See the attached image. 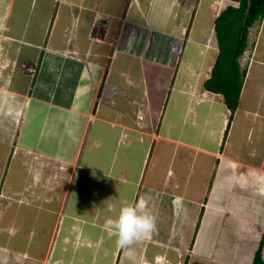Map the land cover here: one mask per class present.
Instances as JSON below:
<instances>
[{
    "label": "crops",
    "instance_id": "0c3cea01",
    "mask_svg": "<svg viewBox=\"0 0 264 264\" xmlns=\"http://www.w3.org/2000/svg\"><path fill=\"white\" fill-rule=\"evenodd\" d=\"M127 2L0 0V264H140L159 255L252 264L262 238L264 261V15L239 56L246 75L232 113L203 86L218 54L211 0L193 5L192 17L190 0ZM12 156L24 172L19 185ZM45 176L56 182L52 196ZM71 192L84 214L66 212ZM141 199L157 231L119 248L105 222ZM18 216L22 231H36L28 256L11 251L23 245L11 227Z\"/></svg>",
    "mask_w": 264,
    "mask_h": 264
},
{
    "label": "trees",
    "instance_id": "16d2710c",
    "mask_svg": "<svg viewBox=\"0 0 264 264\" xmlns=\"http://www.w3.org/2000/svg\"><path fill=\"white\" fill-rule=\"evenodd\" d=\"M238 5L229 4L214 19L218 54L209 78L203 86L206 90L220 93L225 104L233 113L238 105L246 69L239 63V56L246 46V36L252 22L264 15V0L256 6L252 15L244 18L247 0H236ZM263 238L254 254L252 264H264L262 259Z\"/></svg>",
    "mask_w": 264,
    "mask_h": 264
},
{
    "label": "clouds",
    "instance_id": "9594fccd",
    "mask_svg": "<svg viewBox=\"0 0 264 264\" xmlns=\"http://www.w3.org/2000/svg\"><path fill=\"white\" fill-rule=\"evenodd\" d=\"M198 1L199 0H197V4L195 5L196 7L198 5ZM128 3L129 0L127 2V5ZM229 4L238 5V1L225 0V5L219 9V12L214 13V17H217L218 14L221 12V10H223ZM211 7L214 11L215 5H213L212 0H211ZM192 9H193L192 12L193 15L195 12L193 6ZM192 15H190V17H192ZM109 211L116 212L117 210L115 205L110 206ZM105 228L107 231L110 232L111 235H114L116 237L117 247L122 249L129 248L135 243L139 242L144 237L153 234L157 231V217L148 208V201L146 199H141L137 203L134 204L126 203L123 206H121L115 218H108L106 220ZM9 234H13V232H11L10 230ZM57 237H58V230H56L55 235L53 236L52 243L56 241ZM11 251L17 253L15 251L18 250L16 246H14V249ZM13 255L14 258H20L17 257L16 254ZM25 255H27V253ZM140 264H185V262L181 260L172 262L169 259H167L165 256L159 255L156 256L153 261H148V262L143 261Z\"/></svg>",
    "mask_w": 264,
    "mask_h": 264
},
{
    "label": "rangeland",
    "instance_id": "374dc122",
    "mask_svg": "<svg viewBox=\"0 0 264 264\" xmlns=\"http://www.w3.org/2000/svg\"><path fill=\"white\" fill-rule=\"evenodd\" d=\"M208 0H199L198 1V5H201V4H203V3H205V2H207ZM186 12H188V5L186 4ZM244 18H245V15H244ZM259 18V17H258ZM111 91L112 92H116L117 91V88L116 87H112V89H111ZM18 159V157L17 158H13V156H12V158H11V162H10V164H9V171L11 172V173H13V175H14V177H15V182H16V184L17 185H19L20 183H21V179H22V177L24 176V172H23V168H21V167H16V168H14L13 167V164H12V162L13 161H16ZM42 171H43V168L41 167V166H39V168H38V172L39 173H42ZM4 177H5V181H6V178H7V171L5 170L4 171ZM45 178H46V181L48 182V186H47V188L49 189V187H51V191H50V195L49 196H52V193L53 192H55V187H56V185H55V183L56 182H54L52 185H51V178L49 179L47 176H45ZM5 195V197H6V191L4 192L3 191V189H2V185L0 186V196H4ZM72 198V192H71V194H70V200L72 201V203H71V208H70V210L69 211H66V212H69L70 213V211H79V213L80 214H84V211L83 210H85V207L83 208L82 206H80L79 205V207L76 209L75 208V202H73V199H71ZM91 199V198H90ZM89 201V200H88ZM94 202H98V200H96V201H94ZM19 203H21L22 204V201H20V202H16L14 205V208H16V206L19 204ZM2 204H4V203H1V201H0V209H1V205ZM70 204V203H69ZM20 207V206H19ZM45 208V207H44ZM76 209V210H75ZM43 209L41 208L40 209V211H41V213H43V211H42ZM67 210H68V208H67ZM68 213V214H69ZM214 215H215V213H214ZM18 217H20V218H16L14 221H12V226L11 227H15L16 229H18L19 230V232H20V237L22 238V241H23V245L20 243V241H17V240H15V242L17 241L18 243H16L15 244V246H16V248H17V250L18 251H15V252H17V254L20 256L21 254H26V253H28L29 252V250H28V248H30L31 247V243L33 244V241H34V239L36 238V231H34L33 230V228H31V229H29V230H27L26 231V229H24L23 231H22V227H20L21 226V220L20 219H22V217L21 216H18ZM61 217H62V215H61ZM60 217V213H57V215L55 216V217H53L54 219H59V218H61ZM65 218H66V216L64 215V217H63V219H62V221H63V223H62V228H63V225H64V223H66V220H65ZM23 220V219H22ZM56 221V220H55ZM24 222V221H23ZM0 223H2V221H0ZM208 223H209V221H207V219H206V221L204 222V226H207L208 225ZM24 233V234H23ZM14 235V234H13ZM9 240H10V238H9ZM32 241V242H31ZM3 243H4V241H3ZM6 245V244H5ZM24 246V247H23ZM33 246V245H32ZM58 246V238L56 239V241L55 242H53L52 243V253H53V256H52V258L53 257H55V254H56V247ZM58 248H59V246H58ZM32 249H33V247H32ZM59 252V251H58ZM31 253V252H30ZM49 264H50V262H49Z\"/></svg>",
    "mask_w": 264,
    "mask_h": 264
},
{
    "label": "built area",
    "instance_id": "2783aa9c",
    "mask_svg": "<svg viewBox=\"0 0 264 264\" xmlns=\"http://www.w3.org/2000/svg\"><path fill=\"white\" fill-rule=\"evenodd\" d=\"M132 1H134V0H129L128 5L131 4ZM190 1H191V3H190V6H188V13L190 15H192V12H193L192 6L197 4V0H190ZM212 1H213V5H215V8H214L215 13L219 12V9L225 5V0H212ZM135 37L136 36H132V39ZM123 40L125 41L126 39L123 38ZM126 43L129 44L130 46H132L130 38H128L126 40ZM168 45H169V43H168ZM118 46H119V43H117L116 47H118ZM170 46H171V49H170L171 54L175 55V53H176L177 55H179L181 50H182V41L177 40V43L175 44L174 47L172 46L171 43H170ZM44 48L47 52H50V50L46 46ZM132 49L134 50V48H132V47L126 48V50H131V51H132ZM138 53H139V50H138ZM54 64H55V62L53 61L52 66ZM137 118L139 119L138 120V123H139L141 121V119L143 118V114L139 113Z\"/></svg>",
    "mask_w": 264,
    "mask_h": 264
},
{
    "label": "water",
    "instance_id": "95a60500",
    "mask_svg": "<svg viewBox=\"0 0 264 264\" xmlns=\"http://www.w3.org/2000/svg\"><path fill=\"white\" fill-rule=\"evenodd\" d=\"M247 7L245 10V18H247L248 16L252 15L256 6L259 4V2L261 0H247Z\"/></svg>",
    "mask_w": 264,
    "mask_h": 264
},
{
    "label": "bare ground",
    "instance_id": "6f19581e",
    "mask_svg": "<svg viewBox=\"0 0 264 264\" xmlns=\"http://www.w3.org/2000/svg\"><path fill=\"white\" fill-rule=\"evenodd\" d=\"M211 50H212V49H211ZM211 54H212V53H211ZM205 56H206V55H205ZM209 56H210V55H209ZM208 58H209V57H208ZM205 59H206V58H205ZM210 59H211V58H210ZM211 60H212V59H211ZM211 60H210V61H211ZM204 62H205V61H204ZM204 66H205V65H204ZM205 71H206V70H205Z\"/></svg>",
    "mask_w": 264,
    "mask_h": 264
}]
</instances>
